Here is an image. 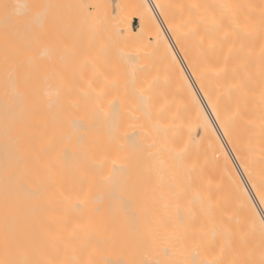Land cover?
I'll list each match as a JSON object with an SVG mask.
<instances>
[{"label": "bare ground", "instance_id": "obj_1", "mask_svg": "<svg viewBox=\"0 0 264 264\" xmlns=\"http://www.w3.org/2000/svg\"><path fill=\"white\" fill-rule=\"evenodd\" d=\"M115 2L69 95L0 87V264H264V0Z\"/></svg>", "mask_w": 264, "mask_h": 264}, {"label": "rangeland", "instance_id": "obj_2", "mask_svg": "<svg viewBox=\"0 0 264 264\" xmlns=\"http://www.w3.org/2000/svg\"><path fill=\"white\" fill-rule=\"evenodd\" d=\"M24 1L23 4L16 0L5 2L9 17L3 18L4 22L0 23V87L11 89L13 82L19 80L23 87L43 89L50 88L47 83L53 82L57 96H67L69 11H78L75 6L69 4V0ZM118 1L114 4L122 2ZM16 10V14H22L15 15ZM155 15L162 25L156 10ZM132 26L134 30L138 28L137 20L132 22ZM16 68H22L19 76L15 72ZM118 93L122 103L125 102L128 87L122 79L117 83ZM122 136L123 128L120 126L117 138L121 140Z\"/></svg>", "mask_w": 264, "mask_h": 264}]
</instances>
